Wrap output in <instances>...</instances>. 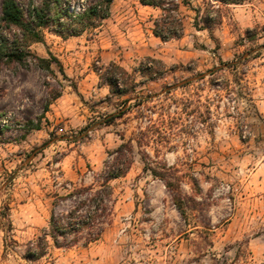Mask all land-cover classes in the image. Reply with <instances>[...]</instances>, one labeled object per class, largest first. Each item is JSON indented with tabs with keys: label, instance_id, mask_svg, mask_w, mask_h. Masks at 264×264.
<instances>
[{
	"label": "rangeland",
	"instance_id": "374dc122",
	"mask_svg": "<svg viewBox=\"0 0 264 264\" xmlns=\"http://www.w3.org/2000/svg\"><path fill=\"white\" fill-rule=\"evenodd\" d=\"M18 1L28 10L30 0ZM96 1L68 3L81 11ZM184 1L181 38L154 35L159 8L113 0L109 17L80 35L42 29L29 50L57 58L54 74L33 56L0 67V264H264V0L218 3L211 30L194 27L195 10L217 2ZM111 62L132 74L133 93L120 96L100 77ZM56 91L40 128L26 131ZM126 98L130 110L101 123ZM122 143L132 163L111 181L114 212L101 238L50 240L29 259L52 209L79 201L54 208L56 195L93 183Z\"/></svg>",
	"mask_w": 264,
	"mask_h": 264
},
{
	"label": "trees",
	"instance_id": "16d2710c",
	"mask_svg": "<svg viewBox=\"0 0 264 264\" xmlns=\"http://www.w3.org/2000/svg\"><path fill=\"white\" fill-rule=\"evenodd\" d=\"M70 0H30L28 10L18 0H2V14L0 17V67L13 63H22L33 56L29 46L34 42L42 41V29L53 27L61 35H80L88 28L97 27L110 15L113 0H97L83 6L81 11L71 9ZM144 6L159 8L162 13L153 20V33L163 41L172 38H181L185 32V23L180 12V5H186L184 0H139ZM246 0H215L218 5L206 8L201 14L200 9L195 10L193 25L198 30H211L213 24L221 21L219 4H238ZM219 3V4H218ZM189 5V3H188ZM16 29L13 38L3 34ZM38 66L48 73L54 74L52 64H59L57 58L51 56L44 58L33 56ZM154 68L146 65L145 74L154 72ZM60 70H63L60 66ZM100 77L108 81L112 92L118 95L133 93L137 82L132 74L115 62H111ZM61 95L56 91L45 103L44 111L40 118L28 120L24 128L26 131L39 129L41 118L49 109L51 102ZM130 98L124 99V106L118 111L109 114L101 122L105 125L112 124L117 118L122 117L130 110L125 107ZM5 113L0 111V120L6 119ZM3 127H7L4 125ZM2 131V129H0ZM133 147L129 143H122L113 152L112 160L106 161L100 172H93V183L75 188L64 196H58L54 208L59 201L78 197L79 201L63 212L52 209L49 227L44 235L39 236L27 246V257L36 260L44 256L50 246V240L56 247H70L81 238L85 246L101 238L106 227L111 222L114 212L115 198L111 181L126 174L132 163ZM10 223V222H9Z\"/></svg>",
	"mask_w": 264,
	"mask_h": 264
}]
</instances>
